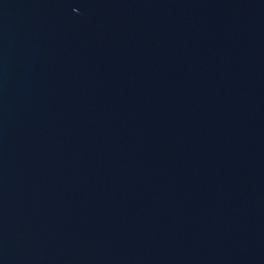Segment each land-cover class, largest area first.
Masks as SVG:
<instances>
[{"label": "water", "instance_id": "water-1", "mask_svg": "<svg viewBox=\"0 0 264 264\" xmlns=\"http://www.w3.org/2000/svg\"><path fill=\"white\" fill-rule=\"evenodd\" d=\"M0 264H264V0H0Z\"/></svg>", "mask_w": 264, "mask_h": 264}]
</instances>
